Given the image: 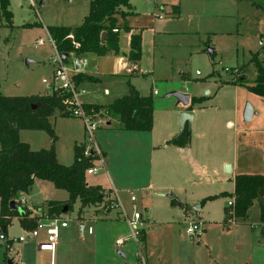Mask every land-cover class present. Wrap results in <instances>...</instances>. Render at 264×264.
<instances>
[{
	"label": "rangeland",
	"instance_id": "374dc122",
	"mask_svg": "<svg viewBox=\"0 0 264 264\" xmlns=\"http://www.w3.org/2000/svg\"><path fill=\"white\" fill-rule=\"evenodd\" d=\"M134 1L141 25L147 16H163L154 25L147 23L140 29L143 67L148 73L129 80L147 95L151 92L153 127L151 131L115 130L116 120L107 128L104 123L109 117H101L94 140L102 152L103 166L95 161L98 172L85 176L88 183L99 184L105 190L111 188L107 196L118 203L114 185L128 217L133 213L132 204L135 205L142 216L137 240L131 237L118 205L110 213L97 208L100 214H96L94 206L86 207L80 221V202L76 200L68 211L62 212L67 226L59 229L52 263L48 252H35L33 241L13 242L18 236H25L27 230L20 225L18 215H10L5 233L0 229L4 236L0 238V264H8V259L12 264H264V225L257 215V202L245 218L231 217L233 222L228 217L229 197L205 201L200 210L187 209L205 196L232 189L226 167H222L227 157L233 163L237 153L240 173H264V97L245 86L253 82L256 73L249 63L250 56L262 50L264 9L247 0ZM39 2L10 0L11 26L0 17V92L4 95L50 93L56 52L45 27L79 25L88 9V0H42V6ZM171 3H179L178 14H171ZM152 28L159 32L153 33ZM37 39L43 43L37 44ZM72 57L70 54L69 61ZM260 58L264 59V52ZM99 78L100 82L91 83L86 93L79 96L82 102L107 104L127 93V79L113 87L108 77ZM238 78L243 79L242 84L227 82ZM104 88L110 90L109 94L103 92ZM172 91L202 98L200 103L191 105L194 116L185 126L197 167L190 171L187 161L169 155L166 159L176 164V173L158 175L149 166L151 160L152 164L156 162L153 152L163 149L153 150L151 145L179 131L178 117L183 106L174 96L166 95ZM246 103L252 104L256 112L248 121L241 114ZM237 105L241 112L236 111ZM51 123L57 160L69 165L74 158V145L89 144L84 121L57 114L51 117ZM19 138L32 150L51 145L44 130L22 129ZM179 174L188 176L190 181L183 182L185 178L182 181ZM118 183L123 188L117 187ZM19 197L24 201L15 203L20 208H33L39 217L46 201L64 203L69 196L48 180L34 179L30 190ZM184 197L198 200L184 205ZM225 207L227 219L223 221ZM192 221L201 222V231L194 235L186 231ZM79 222L84 224L83 233ZM118 237L123 240L119 246ZM10 240L13 244L6 248Z\"/></svg>",
	"mask_w": 264,
	"mask_h": 264
},
{
	"label": "trees",
	"instance_id": "16d2710c",
	"mask_svg": "<svg viewBox=\"0 0 264 264\" xmlns=\"http://www.w3.org/2000/svg\"><path fill=\"white\" fill-rule=\"evenodd\" d=\"M256 8L264 9V0H247ZM10 0H0V17L9 26L12 25V12L9 9ZM131 7L129 0H88V11L82 22L76 26L49 25L46 32L53 41V47L58 54H66L63 62L69 61L70 54L79 57L85 53H95L99 56L108 52L119 53V26L118 18L127 14L123 8ZM178 13V5H173ZM115 29H117L115 31ZM105 33L101 42V34ZM264 40V34L262 35ZM141 52L140 34H132L129 56L139 59ZM262 50L252 53L249 63L255 68L253 82L246 84V89L255 95L264 97V59H261ZM90 76L73 75L77 80L90 79ZM242 78L236 81H227L233 84H242ZM63 94L54 90L42 95H4L0 92V229L5 233L10 215H18L20 225L30 230L35 227L37 217L33 211L22 206L21 212L12 209L9 202L15 201L22 193H27L34 179L50 181L56 188L68 193L64 203L54 200L46 201L40 208L42 215L59 217L62 209L67 206L68 211L72 204L79 200V215L84 208L94 206L95 212L101 206L109 211V199H106L105 190L98 184L86 181V170L93 163L92 157L83 156L84 144L74 145V158L69 165L58 162L54 143L56 136L51 123L54 115L71 116L63 104ZM202 98L191 97L190 105L200 103ZM36 105L32 108L33 105ZM83 107L92 119L109 117L105 126L112 127V120H116L115 130L122 131H151L153 127V97L152 94L141 95L137 89L129 84L128 92L107 104L83 103ZM22 129L44 130L51 138L49 148L32 150L29 144L22 142L19 131ZM186 129L181 134L174 135L166 144L183 147L188 143L185 137ZM232 192L223 191L218 194L205 196L200 200L202 206L205 201L217 197H229L233 201V215L236 218H245L255 202L259 206V219L264 225V201L261 202L259 191L264 189V173H240L234 176ZM175 203V200L172 199ZM229 217V216H228ZM227 219V213L225 218Z\"/></svg>",
	"mask_w": 264,
	"mask_h": 264
},
{
	"label": "crops",
	"instance_id": "0c3cea01",
	"mask_svg": "<svg viewBox=\"0 0 264 264\" xmlns=\"http://www.w3.org/2000/svg\"><path fill=\"white\" fill-rule=\"evenodd\" d=\"M147 1L150 2L151 0H147ZM129 2H130L131 7L129 9L123 8L124 11H127V14L125 16H123V17H119L118 20H117L118 26H119V53L114 54L112 52H108V53H106L105 55H102V56H99V55H97L95 53H85V54H83V55H81L79 57H75L72 54L73 57H72V59L70 61L73 62V64H74L73 60L77 59V62H78V65H79V69L74 71L73 75H75L76 73L79 72L80 74L90 76L89 77L90 79H82L80 81L77 80L75 86H76V88H77V90L79 92V96L81 94L86 93L87 88L90 86L91 83L100 82L99 75L108 77L109 78L108 79V83H112L113 87H114V85H117L116 83H120L122 81V79L123 80L127 79L128 80L127 81L128 82V84H127L128 88H129V84H131L137 89L139 94L147 95L146 93H144V92H142L140 90L139 86L136 87V85H134L135 83L132 84L130 82L132 78L135 80V78L148 73V72H146L145 67H143V60H142V58L144 56L143 52H142L143 39H142V31L140 29L143 26L146 27L145 25L147 23L148 24L151 23L152 25H154L155 22H156V19L157 18H163V16L162 17H158L159 14L158 15L156 14V15H153V16H151L149 14L150 16L145 17L144 24L141 25L140 23H143V22L140 21V16L141 15H140V12L136 8L135 1L134 0H129ZM164 5H166V3H164ZM173 5H178V13H179V7H180L179 3H171V7H170V9L172 10V12H171L172 15L178 14L176 12V9L172 8ZM87 11H88V9H87ZM83 17H84V15H83ZM83 17H82V19H83ZM153 28L151 29V31L153 33L159 32V31H155V29H153ZM132 34H140V36H141V52H140L139 59H131L130 56H129L130 40H131V35ZM80 60H85V63L81 64ZM71 62H69V63H71ZM74 67H75V64H74ZM154 91H156V90H154ZM154 91H153V94H154ZM103 92L105 94H109L110 90L108 88H104ZM127 92H128V90H127ZM149 94H151V92ZM114 96H116V94ZM118 97H120V96H118ZM115 98H117V97H114L113 99H115ZM83 103L92 104L91 102H85V101H83ZM97 104H101V103H97ZM250 105H251L252 109L254 110L253 105L252 104H250ZM183 109H186V107L183 106L182 110ZM186 110H188V109H186ZM240 110L241 109H240L239 105H237L236 106V111L241 112ZM241 114H242V112H241ZM253 114H256V112L253 111ZM253 114H252V116H253ZM193 116H194V113H193ZM63 117H66V116H63ZM192 119H193V117H192ZM186 125L187 124H185V126ZM227 125L231 126L232 122L228 121ZM107 126H109V125H107ZM107 126H105V127H107ZM185 126H184V128H185ZM169 134L171 135L172 133H169ZM171 137H173V136H171ZM171 137L164 138L163 141H162L163 143L161 142V143H158V144H155V145L154 144L151 145L153 150H159V149H163V150H159V151L153 152V154L155 155V158H156V162L154 164H152V160H151L150 164L152 166L150 165L149 169L152 171V173L155 172L158 175H162L163 172L167 173V174H170V175H173L177 171V168L175 166L176 164L175 163H170V161L167 160L166 158L169 155H174V156H177L179 159H181L183 162L187 161V163L189 164L188 167H189L190 171L191 170L194 171L197 166H196L195 159L192 158V156H191L192 153H193L192 152L191 143L188 141L187 145L183 146V147L166 144V141L169 140ZM243 144L246 145V142H243ZM234 157L235 158H234V162L233 163L229 162V157L224 159V161L222 162V167H223V165L225 167H226V165L229 166V168L227 170H225L226 171L225 173L228 174L227 175V180H229V182H231L232 189L229 190V191L226 190L227 192H232L233 191V189H234V181H233L234 176L237 175V174H240V172H238L239 159L237 157V153H236V155H234ZM167 161H169V162H167ZM166 163H168V164L166 165ZM154 165H155V167H154ZM245 173L246 174H253L254 172H245ZM179 175H181L182 181H183V178H185V180L183 182H189L190 181V178L188 176L183 177L182 174H179ZM120 184L121 183H118L117 187L123 188V187H121ZM169 186L170 185H164V187H169ZM113 189L115 190V193L118 196V194H117L118 190L115 188L114 185H113ZM111 190H112L111 188H107L105 190V192L110 194ZM106 199H109V204H110L111 196H107ZM181 200L183 201V204L185 205L189 201H190V203H192V202L197 201L198 199H195V198L194 199H187L186 197H184ZM170 205L171 206L174 205L172 201L170 202ZM98 208L100 209L101 206L98 207ZM201 208H203V207L200 205V209ZM29 209L34 212L33 208H29ZM109 209L111 210L112 208H109ZM182 209H185V208H182ZM110 210L107 211V213H110ZM225 210H226V207L224 208L223 220L225 218V213H226ZM33 214H34V216H36L35 212ZM82 214L83 213L81 212V214L79 215L80 221H82V218H83V217L80 218L82 216ZM97 214H100V211H98ZM257 215L259 216V213ZM199 218H201V217H199ZM79 223H82V222H79ZM83 228H84V224H83ZM41 231H40V234H39V240H43L45 238V231H43V233H41ZM59 231L60 230L58 229V232ZM81 233H83V231H81ZM87 233L90 234L88 231H87ZM118 239H120V238L118 237L116 240H118ZM34 250L37 253L44 252V251H38L36 249V247H35V244H34Z\"/></svg>",
	"mask_w": 264,
	"mask_h": 264
},
{
	"label": "built area",
	"instance_id": "2783aa9c",
	"mask_svg": "<svg viewBox=\"0 0 264 264\" xmlns=\"http://www.w3.org/2000/svg\"><path fill=\"white\" fill-rule=\"evenodd\" d=\"M158 17H162L161 14L158 15ZM117 29H115L116 31ZM51 44L53 45V41L49 38ZM37 44H42V39L36 40ZM261 44L264 43V40L260 42ZM52 62L55 64V69L53 71V78L54 80L50 83V91H60L63 94V104L66 107V111L71 115L75 117L82 118L85 124L86 133L88 135V141L89 144L84 146L83 149V156L85 157H92L93 163L90 164L88 169L86 170V173L88 174H94L98 172V167L94 165L95 161H98L101 167L103 166V158H102V152L100 151L99 147L97 146L95 140H94V131L101 127V119H92L91 115L86 112V110L83 107V102L79 99V92L75 86V83L73 81V72L76 71L73 62H71L69 65H66L63 62V59L61 58V55L56 52L55 58H53ZM81 64L85 63V60H80ZM44 82H46L45 79H43ZM156 93V91H154ZM105 124V123H104ZM116 199L118 203H114L113 200L110 201L109 207L113 208L114 206L118 205L121 209V212L123 213L131 231V237H133L135 240H137V235L139 233L138 225L139 221L141 220L142 216L141 214L136 210V207L134 204H132L133 213L131 217H128L123 207L120 204V201L118 200V196L116 195ZM131 202L135 201V197L133 195L130 196ZM24 201L23 197L17 198L14 202L21 204ZM227 205L231 208V212L229 216V222H233L234 219L231 217H234L233 215V201L229 198ZM67 226V220L62 218V216L59 217H48L45 215L37 216L36 219V225L34 228L27 230V234L25 236H18L16 239H13L14 243H20L23 244L26 241H33L35 244V247L38 251H44L49 253V260L50 263H52L54 258V252L55 247L58 240V229L66 227ZM45 231V238L43 240H39V234L40 231ZM87 231L91 233V228L88 227ZM186 231L190 235H194L195 233H199L201 231V222L200 221H192L189 223L188 227L186 228ZM4 236L0 235V238L2 239ZM11 241V240H10ZM13 242L11 241L6 244V248H11ZM123 243L122 239L116 240V244L119 246Z\"/></svg>",
	"mask_w": 264,
	"mask_h": 264
},
{
	"label": "water",
	"instance_id": "95a60500",
	"mask_svg": "<svg viewBox=\"0 0 264 264\" xmlns=\"http://www.w3.org/2000/svg\"><path fill=\"white\" fill-rule=\"evenodd\" d=\"M39 5L40 6L43 5L42 0H40ZM105 36H106V34L103 32L101 34V42L104 41ZM65 57H66V54H61V58L62 59L65 58ZM73 61H74V64H75V68L79 69V65H78L77 59H74ZM166 95L167 96H174L176 98L177 102L180 103L184 107H187L190 104V96L188 94L172 91V92L167 93ZM36 105H38V104L33 105L32 108H34ZM252 114H253V109H252L251 105L249 103H246L244 108H243V111H242L243 120L244 121L250 120L251 117H252ZM192 117H193V112L191 110L183 109V110L180 111L179 117H178V122H179L178 135L182 133L185 124L189 125L191 123ZM228 168H229V166L226 165V170ZM259 195H260L261 202H263L264 201V189H261L259 191ZM170 196H172V194ZM178 206L180 208L184 207L183 204L180 203V202H178ZM10 207L12 209L18 210L19 212L22 211L21 208L14 201L10 202ZM66 209H67V206H64L63 209H62V212H65ZM187 209L188 210H199L200 209V205H199V203H195V204L187 206ZM79 228H80V232H81L82 229H83V223H80ZM7 262H8V264H12V261L10 259H8Z\"/></svg>",
	"mask_w": 264,
	"mask_h": 264
}]
</instances>
